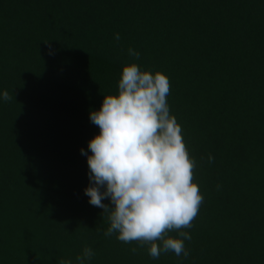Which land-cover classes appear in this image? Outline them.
I'll return each mask as SVG.
<instances>
[{"label": "trees", "instance_id": "obj_1", "mask_svg": "<svg viewBox=\"0 0 264 264\" xmlns=\"http://www.w3.org/2000/svg\"><path fill=\"white\" fill-rule=\"evenodd\" d=\"M131 62L168 76L195 160L204 199L169 232L190 234L187 256L106 236L84 191L90 111ZM85 247L88 264H264V0H0V264Z\"/></svg>", "mask_w": 264, "mask_h": 264}, {"label": "clouds", "instance_id": "obj_2", "mask_svg": "<svg viewBox=\"0 0 264 264\" xmlns=\"http://www.w3.org/2000/svg\"><path fill=\"white\" fill-rule=\"evenodd\" d=\"M128 51L140 56L133 48ZM169 91L170 80L164 72L142 69L136 62L125 64L118 92L104 94L101 106L90 111V120L100 129L88 141L91 151L81 147L90 180L84 191L92 205L109 215L105 235L115 232L121 241L147 243L153 258L170 250L188 255L185 239L190 234L169 232L190 227L204 199L193 181L195 160L170 111ZM2 97L11 98L6 90ZM94 254L85 247L77 264H88ZM61 264L73 262L62 260Z\"/></svg>", "mask_w": 264, "mask_h": 264}]
</instances>
